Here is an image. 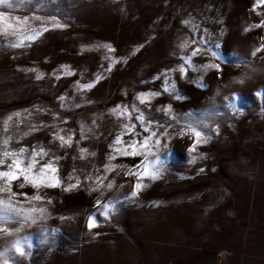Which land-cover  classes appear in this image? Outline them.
Returning a JSON list of instances; mask_svg holds the SVG:
<instances>
[{
  "label": "rangeland",
  "instance_id": "rangeland-1",
  "mask_svg": "<svg viewBox=\"0 0 264 264\" xmlns=\"http://www.w3.org/2000/svg\"><path fill=\"white\" fill-rule=\"evenodd\" d=\"M0 12V154L43 149L60 179L12 182L23 211L0 219L9 264H264V0H0ZM189 123L209 137L191 152ZM133 141L139 154H123ZM154 161L158 178L138 179Z\"/></svg>",
  "mask_w": 264,
  "mask_h": 264
},
{
  "label": "snow or ice",
  "instance_id": "snow-or-ice-1",
  "mask_svg": "<svg viewBox=\"0 0 264 264\" xmlns=\"http://www.w3.org/2000/svg\"><path fill=\"white\" fill-rule=\"evenodd\" d=\"M5 7L11 9L13 8V4L12 3H5ZM4 19V13L0 12V22H2ZM18 20V18H16ZM27 17L24 18V22L27 21ZM36 19H39L38 17ZM19 22V20H18ZM53 24L55 27H61V25H59L58 22L55 21V18H53ZM259 26V25H257ZM8 27H11V25H8ZM45 31L47 29H44ZM41 33L39 31H33L30 35H28L27 37H24L28 40H34L36 37H38ZM22 42V41H21ZM13 46H18V45H13ZM107 47V46H105ZM217 48H219V45L216 46ZM260 49H256V51H259ZM199 52V49H193L192 55H196ZM253 55H255L256 53L253 52ZM213 55L216 56L217 59H220L221 57L219 56V53H213ZM181 59L184 61V65H189L190 64V58L186 59L184 57H181ZM204 68H216L217 70H219V65L217 64H205L203 65ZM180 74L181 76L185 75V67L183 65H181V67L179 68ZM68 74H71L70 72ZM40 78V74H37V79ZM201 87H203V85H200ZM78 87L82 88V89H88L92 87V84H84V85H78ZM165 91H168L167 88L164 89ZM158 95V93H141L138 97V99L140 100L141 103H145L147 101H150V99L155 96ZM257 96H262L264 94L262 93H256ZM179 98V97H177ZM61 99H63V97H61ZM228 99V103H227V107L231 108L233 110V112L240 110L237 107L236 102L239 100V95L238 94H233V96L231 98H226ZM117 108H119V106H117ZM135 111V109H133ZM165 111L168 112L170 111L169 107L165 108ZM18 115V114H16ZM12 116L8 117V120H11ZM137 119L141 121V123H144V117L143 114L141 113L140 115L137 116ZM8 120H6L5 123V132H7V123ZM149 124L151 123V121L148 122ZM198 124H202V121L197 122ZM134 127V126H131ZM131 127H126V131H130ZM204 128H207V125L204 124L203 125ZM187 129L188 132L191 133V136L195 137V139L193 140L192 144L189 146L188 151L191 152L194 150V147L197 143H206L207 139L209 138L206 134H202V131L197 130V125L196 124H192L189 123L187 125ZM144 131H148V128L145 127ZM185 134L184 129H181L180 135L183 136ZM152 136H155V133L152 134ZM56 139H59V141L61 142L62 145H71L72 143V137L69 136L67 139H65V137L63 136H59L58 134L55 136ZM151 139V137H146L144 142H140L139 147L140 148H148V144L147 141ZM116 142L119 143L120 142V137L117 136L116 138ZM9 143L8 140L4 141L5 146H7ZM155 144L156 145H160L161 141L159 138L155 139ZM166 147V146H165ZM127 148H131L132 151L129 152L127 150ZM25 152L26 150L24 148H19V150H12V151H8L5 150L2 154H0V167L5 168L6 170H0V181H2V183H0V193H7L8 197L7 199H2L0 198V219L4 220V221H9V220H15L16 217L21 216V212L23 211L21 208L16 207V205L13 203L12 201V197L16 195V193H14L12 191V182L16 181V180H21L22 179V183L19 185V187L23 188L26 184L30 185L33 189H37L39 190L41 187L44 188H49V187H58L60 185V179L59 177L56 175L57 173V169L53 166L54 164V159L49 160L45 163H40L37 160V157L39 156L40 158H43L45 155H47V153L44 152L43 149H41L39 152H37L35 149L32 150L31 156L30 157H26L25 156ZM84 150L81 149V153L83 155ZM125 155H138L139 153L137 152V148H136V142H130L127 147L124 149V153ZM192 160H195V157L192 158ZM10 161V162H9ZM155 161L152 162V164L150 165H137V168L139 169L140 167H143V170L139 173V176L137 177L138 179L142 178V177H150L151 179H156L158 178V176L160 175V169L155 167ZM149 167L152 168V171L149 172ZM201 171H203V169H201ZM128 174H132V175H136L135 172L132 173H128ZM77 183H79V181H77ZM73 187L75 185H72ZM109 187H111V185H109ZM143 185L141 183H137L134 186L132 195L136 194V190L142 188ZM65 191H67L68 189L65 188ZM20 195H23L26 199L27 194L26 193H20ZM31 199L33 200H40L42 199L41 196L39 195H34ZM104 208V213H102V215H107V211L110 208V205L108 204H104L103 205ZM36 211V209L34 208H30L26 211H24L23 214V218L22 219H28L29 215L31 212ZM42 211V210H41ZM21 223V227L22 225V220L20 221ZM87 226L88 228L91 230L93 227H95V220L92 216L88 217L87 220ZM0 231L5 232L6 234H11V231L4 227V228H0ZM15 231L19 232L20 228H16ZM27 241H21V240H16L12 246V249H14L15 253L20 255V256H24L25 250L23 247V243H26ZM30 243H29V247H30ZM10 251V249H4L3 252H0V264H9V261L4 258L6 256V253Z\"/></svg>",
  "mask_w": 264,
  "mask_h": 264
}]
</instances>
